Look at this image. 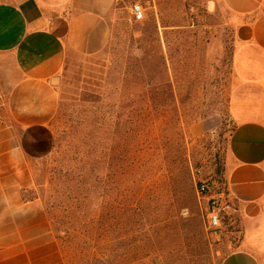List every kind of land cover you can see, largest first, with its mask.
<instances>
[{"label":"rangeland","instance_id":"1","mask_svg":"<svg viewBox=\"0 0 264 264\" xmlns=\"http://www.w3.org/2000/svg\"><path fill=\"white\" fill-rule=\"evenodd\" d=\"M237 52L222 0H116L104 48L66 59L48 122L54 149L26 158L31 186L22 191L39 201L48 225L68 229L62 243L54 240L63 263L220 264L238 246L243 226L234 212L220 239L205 229L210 198L227 201L232 100L262 90L264 76L249 73L244 60L238 66ZM87 167L96 191L68 220V195ZM184 173L190 191L180 195ZM200 180L209 184L205 194Z\"/></svg>","mask_w":264,"mask_h":264},{"label":"crops","instance_id":"2","mask_svg":"<svg viewBox=\"0 0 264 264\" xmlns=\"http://www.w3.org/2000/svg\"><path fill=\"white\" fill-rule=\"evenodd\" d=\"M116 0H0V264H64L31 186L26 150L46 144L66 59L92 56L108 39ZM232 13L236 64L264 76V0H222ZM232 100L225 197L242 239L220 264H264V77ZM23 173V176H21Z\"/></svg>","mask_w":264,"mask_h":264},{"label":"trees","instance_id":"3","mask_svg":"<svg viewBox=\"0 0 264 264\" xmlns=\"http://www.w3.org/2000/svg\"><path fill=\"white\" fill-rule=\"evenodd\" d=\"M93 106L94 105H92L90 108H92ZM89 126H91V125L90 124L86 125V127H89ZM92 132L91 133L88 132V133L84 134V136H83V140H84L83 145L85 147H87V152L84 153V156L87 157V159H90L93 156V154H94V142L95 141H93V139H94L93 134L94 133L92 134ZM53 149H54V142H53V137H52V134H51L50 140L46 144H43L42 142L41 143L40 142H38V143L36 142V144L32 145L31 149L28 148V150H26V152L30 156H33V157L37 158V157H43V156L48 155ZM106 149L107 150L109 149L108 145H107ZM82 169L84 171H82V174H80L79 176H81V178L83 180L78 183V184H81V187L77 186L76 190L72 191L71 194L68 195L70 200L72 201V204L67 206L66 209H64V212H63L64 216L67 217L68 220H71V218H72V216H70L71 212L74 209L78 208L77 205H79L80 199H81V201H86V200L89 199L91 194L95 193V191H96L95 186L93 185V183H91L92 178H93L92 176H93L94 169L91 168V167L82 168ZM69 174L73 175L70 171H69ZM150 175H153V172H150ZM74 177H76V176H74ZM185 177H186V173H184V177L183 178L181 177L180 182H179V183H182L181 189L179 190L180 191V195L183 193L184 189H188V191H190L189 180H186ZM85 180H87V181H85ZM186 182H187V184H186ZM141 189H142V186L139 183V181H137L134 184V186H133V190L136 191V193H137ZM148 190H151V189H148ZM87 207H90V206H88V204H87V206H85V208H87ZM76 222H78V221H76ZM223 223H224V221H223ZM77 224L79 225V223H77ZM49 226H50V230L52 232L53 238H54V240L56 241L57 244L59 242L62 243L64 235H66V234L68 235L69 234L66 231L68 229L65 230L64 227H62L60 225V221H57V220L55 221V220L52 219V221H49ZM223 226H224V224H223ZM64 264H66V263H64Z\"/></svg>","mask_w":264,"mask_h":264},{"label":"built area","instance_id":"4","mask_svg":"<svg viewBox=\"0 0 264 264\" xmlns=\"http://www.w3.org/2000/svg\"><path fill=\"white\" fill-rule=\"evenodd\" d=\"M132 14L136 18L141 17V8L135 4L131 9ZM209 191V184L205 180H200L198 183V192L205 194ZM230 202L220 197H211L209 200V207L206 221V231L210 237L220 239L223 236V221L225 220L228 211H233L230 207Z\"/></svg>","mask_w":264,"mask_h":264}]
</instances>
